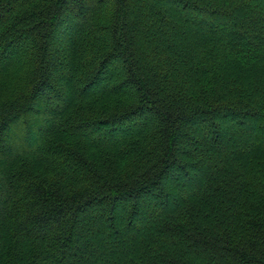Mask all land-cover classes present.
I'll use <instances>...</instances> for the list:
<instances>
[{"label": "trees", "instance_id": "16d2710c", "mask_svg": "<svg viewBox=\"0 0 264 264\" xmlns=\"http://www.w3.org/2000/svg\"><path fill=\"white\" fill-rule=\"evenodd\" d=\"M0 264H264V0H0Z\"/></svg>", "mask_w": 264, "mask_h": 264}, {"label": "rangeland", "instance_id": "374dc122", "mask_svg": "<svg viewBox=\"0 0 264 264\" xmlns=\"http://www.w3.org/2000/svg\"><path fill=\"white\" fill-rule=\"evenodd\" d=\"M138 22H139V20H138ZM148 31H150V30H148ZM155 31V30H154ZM148 42H150V40L148 39ZM15 140V139H14ZM145 222V220L143 221V223ZM147 222V221H146Z\"/></svg>", "mask_w": 264, "mask_h": 264}]
</instances>
